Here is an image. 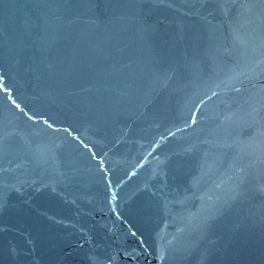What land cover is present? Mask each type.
<instances>
[{"label":"water","instance_id":"obj_1","mask_svg":"<svg viewBox=\"0 0 264 264\" xmlns=\"http://www.w3.org/2000/svg\"><path fill=\"white\" fill-rule=\"evenodd\" d=\"M0 264H264V0H0Z\"/></svg>","mask_w":264,"mask_h":264}]
</instances>
